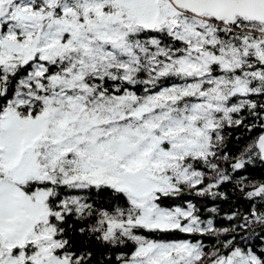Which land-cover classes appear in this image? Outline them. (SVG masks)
Here are the masks:
<instances>
[{"label":"snow or ice","instance_id":"6c2138e0","mask_svg":"<svg viewBox=\"0 0 264 264\" xmlns=\"http://www.w3.org/2000/svg\"><path fill=\"white\" fill-rule=\"evenodd\" d=\"M0 264H264V0H0Z\"/></svg>","mask_w":264,"mask_h":264}]
</instances>
